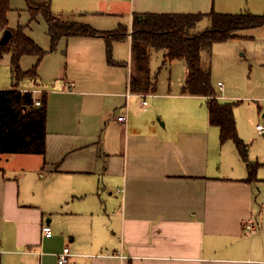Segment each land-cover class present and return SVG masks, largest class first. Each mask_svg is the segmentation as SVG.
<instances>
[{"label": "crops", "instance_id": "0c3cea01", "mask_svg": "<svg viewBox=\"0 0 264 264\" xmlns=\"http://www.w3.org/2000/svg\"><path fill=\"white\" fill-rule=\"evenodd\" d=\"M127 2L129 27L134 12H264V0ZM118 6L113 15L121 14ZM127 40L132 53L131 36ZM133 67L118 117L109 115L106 104L94 103L98 91L77 96L73 88L63 89L54 112L47 95L46 153L38 154L42 160L33 162L35 169L25 162L17 170L13 156L0 152V264H59L57 255L66 246L71 252L66 264H264V133L257 128L264 124L250 133L242 120L243 101L230 98L222 80V87L216 83L218 99L236 103L238 133L250 160L261 163L256 178L248 180L236 143L222 142L220 126L210 123L206 96L183 93V86L166 93L150 87L157 99L149 107L143 103L148 90H131ZM259 70L264 76V60ZM213 73L212 68L214 82ZM257 85L264 99V82ZM102 86L120 88L115 81ZM72 110L85 113L81 131ZM123 114L126 120L120 121ZM253 115L264 118V105H255ZM106 118L111 120L99 133L96 127ZM249 221L253 229L246 228ZM46 225L49 234L43 232Z\"/></svg>", "mask_w": 264, "mask_h": 264}, {"label": "rangeland", "instance_id": "374dc122", "mask_svg": "<svg viewBox=\"0 0 264 264\" xmlns=\"http://www.w3.org/2000/svg\"><path fill=\"white\" fill-rule=\"evenodd\" d=\"M33 1L39 5L50 3V0ZM117 4L120 5L117 8L121 14L113 15L111 10ZM51 9L54 14L59 17L62 16L65 20L86 22L101 30H113L120 24L130 25L127 0L125 2L122 0V3H101L100 0L96 3H53ZM96 9L100 10V13L92 11ZM209 23V19H203L198 24V29L205 28ZM19 25L25 26L26 33L47 52L37 67V74L28 73L19 80L15 76L13 77L12 73V51L6 52L0 60V87H9L15 84L29 89L39 88L46 92L51 99L52 112L56 108L54 101H57L58 104L60 97L64 95L63 89L64 92H67V89L71 87L77 96L89 93L81 91H98L99 93L93 98L94 103L106 104L110 112L109 115L118 117L123 106L121 104L125 102V97L122 96L121 92L126 89L124 83L128 75L127 70L129 67L131 70L132 66L135 69L137 60L131 53L127 37L113 43V59L124 62V64L117 65L109 63L107 45L103 38L93 40L80 36L74 38L75 35L63 36L60 38L56 49L52 50L49 26L44 15L39 12L32 19V13L26 0H11L9 25L5 30H0V42L4 31L8 29L11 32ZM249 33L253 34L254 37H250ZM163 54V50H150L149 70H147L150 79L148 81L156 82L157 93H166L169 88L172 89V92H179L185 83V63L181 60L167 64L168 62H164ZM202 56L204 66L212 65L214 87L217 89L216 83L222 80L230 98L243 101L244 108L240 107L243 110L242 120L249 132L253 133L258 123L264 124V118L257 120L253 115L255 105L258 103L264 105V99L260 97L262 94L257 85L262 81L264 82L263 72L259 70V62L264 60V26L242 29L237 38L231 39L229 42L215 43L211 54L203 52ZM37 62V55L27 54L22 56L20 66L24 72H27L33 69ZM260 78L262 79L259 80ZM112 81L117 82L120 88L100 87L103 83ZM146 86L144 85V87ZM44 92L35 91V98L42 100ZM155 92L148 89L150 94L147 95L146 99L150 102L149 107L155 106L157 99L153 95V93L156 94ZM111 94L119 96H111ZM102 112L106 113L107 110L102 109ZM159 116L158 114L155 118L158 120ZM252 118H254V124ZM110 120L106 118L102 125L96 127V130L101 133L105 122ZM72 121L77 131L83 130L85 124L84 111L72 110ZM8 155L9 157L13 156L12 162L14 164L12 163V167L14 168L15 165L17 170H20L19 168L25 162H28V170H34L33 162L42 160L40 155L33 153L17 154L10 152Z\"/></svg>", "mask_w": 264, "mask_h": 264}, {"label": "trees", "instance_id": "16d2710c", "mask_svg": "<svg viewBox=\"0 0 264 264\" xmlns=\"http://www.w3.org/2000/svg\"><path fill=\"white\" fill-rule=\"evenodd\" d=\"M32 19L41 12L49 26L51 49L54 50L63 36L102 37L106 41L108 61L110 64H124L112 57L113 43L131 36L132 53L137 59L135 74H131L132 91L148 90L156 87V82L148 81L147 70L150 50H163L164 61L185 60L187 75L183 85V93L206 96L211 124L221 128L222 142L232 139L249 168L248 180L256 178L261 163L251 161L248 147L240 137L235 115V102H221L212 83L211 65L204 66L203 52L211 54L215 43L227 42L238 36V31L264 24V12L222 13H157L134 12L131 26L120 24L113 30H101L89 23L65 20L51 9V4L39 5L33 0H26ZM11 0H0V30L9 25ZM210 23L199 30L198 24L204 18ZM12 51V73L19 80L24 75L37 74V67L46 54L36 41L19 25L12 30V35L0 43V60L4 54ZM38 56L36 66L24 72L20 66L23 55ZM144 85H147L144 87ZM48 99L47 93L40 105L35 104L32 91H24L18 85L0 89V152L1 153H33L45 155L47 133Z\"/></svg>", "mask_w": 264, "mask_h": 264}, {"label": "built area", "instance_id": "2783aa9c", "mask_svg": "<svg viewBox=\"0 0 264 264\" xmlns=\"http://www.w3.org/2000/svg\"><path fill=\"white\" fill-rule=\"evenodd\" d=\"M218 84H219L220 87H222V82H221V81H219ZM128 95H129V94H128ZM143 103H144V104H147V103H148V100L145 98V99L143 100ZM35 104H36V105H40V104H41V100H40V99H35ZM119 120H120V121H125V120H126V115L123 114V115L119 116ZM257 128H258L262 133H264V126H263V125L258 124V125H257ZM246 228H247V229H253V228H254V227H253V222H250V221H249V222L246 224ZM50 230H51V227H50L49 225H46V226L43 227V232L46 233V234H49V233H50ZM57 256H58L57 258H58V263H59V264H66V263H68L69 260H70V256H71V252H70V248H69V246L64 247L63 251L60 252V253H58Z\"/></svg>", "mask_w": 264, "mask_h": 264}, {"label": "water", "instance_id": "95a60500", "mask_svg": "<svg viewBox=\"0 0 264 264\" xmlns=\"http://www.w3.org/2000/svg\"><path fill=\"white\" fill-rule=\"evenodd\" d=\"M3 35L4 36L2 37V40H1L0 43L5 42L8 38H10L11 35H12V31L9 32L8 30H6V31H4V34Z\"/></svg>", "mask_w": 264, "mask_h": 264}]
</instances>
